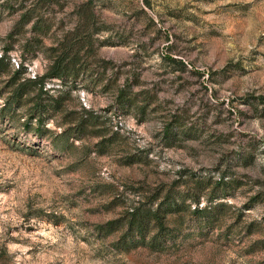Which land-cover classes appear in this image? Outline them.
Returning a JSON list of instances; mask_svg holds the SVG:
<instances>
[{"label": "rangeland", "instance_id": "1", "mask_svg": "<svg viewBox=\"0 0 264 264\" xmlns=\"http://www.w3.org/2000/svg\"><path fill=\"white\" fill-rule=\"evenodd\" d=\"M66 51L40 135L9 81ZM1 55L0 264H264V0H0ZM170 200L159 249L116 245Z\"/></svg>", "mask_w": 264, "mask_h": 264}, {"label": "trees", "instance_id": "2", "mask_svg": "<svg viewBox=\"0 0 264 264\" xmlns=\"http://www.w3.org/2000/svg\"><path fill=\"white\" fill-rule=\"evenodd\" d=\"M62 50L67 48V45L61 43ZM68 49V48H67ZM66 57L61 56L57 57L54 60L53 64H51L46 73L40 76L35 75L33 77H27L21 79V70L23 68H19L14 70L11 80L9 81V86L11 88V95L9 96L7 103L5 104V110H11L14 107H21L23 103L24 95L30 93L31 89H35V94L29 96L27 101L34 100L32 106L27 108V118L26 125H31V121L34 119L36 125V133L42 135L49 132V129L44 127V120L46 118L54 119L55 113L58 111L60 100L59 98H51L48 95V90L45 88V79H53L57 78L59 80H63L66 75H73V67L71 64L73 63V57L69 56L67 51ZM9 59L5 55L0 56V64L4 63V60ZM48 95L46 99L45 96ZM31 97V98H30ZM83 122L80 120L74 127L76 129L75 135L79 137V134L83 132L82 129ZM69 128L63 127L62 133L58 134L57 139H61L63 146L68 145V134ZM63 140V141H62ZM165 206H159L158 208L151 210L150 208H143L142 206H137L132 209V211L128 214L126 231L120 238L119 244L122 249L127 250L129 247H133L138 243H144V245H148L153 249H159L161 247L159 243L158 233L166 230L167 218L166 216L170 213H178L179 206L176 204V201L170 200L164 202ZM160 208L163 213H160ZM202 208H196L195 211H200ZM158 229L157 234L150 235V228ZM132 233H136L138 235V239L134 240L131 236ZM146 237H149L146 240Z\"/></svg>", "mask_w": 264, "mask_h": 264}]
</instances>
